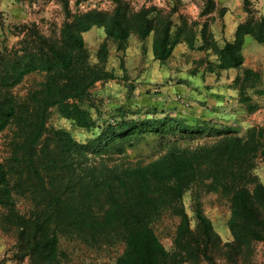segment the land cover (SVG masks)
I'll use <instances>...</instances> for the list:
<instances>
[{"label": "rangeland", "instance_id": "rangeland-1", "mask_svg": "<svg viewBox=\"0 0 264 264\" xmlns=\"http://www.w3.org/2000/svg\"><path fill=\"white\" fill-rule=\"evenodd\" d=\"M117 1L0 0V59L21 50V41L34 39V31L59 39L63 26L78 24V17H109ZM121 1L129 31L124 42L107 36L104 16L93 14L79 25L100 23L81 35L88 64L103 74L83 98L69 103L81 114L65 106L46 110L43 136L34 143V168L21 148L32 130L25 117L38 112L35 96L47 75L32 72L9 89L23 118L0 133V164L9 173L6 188L13 202L0 206V264H119L129 230L137 228L133 208L139 204L146 205L151 228L172 256L170 264H182L176 244L179 203L164 192L168 174L185 158L197 170L182 197L191 227L196 229L199 212L220 241L208 254L217 264H233L227 249L233 241L229 189L264 185V157L252 150L264 128V43L256 40L259 29L264 37V0H242L234 36L225 19L230 0ZM140 17L155 30L163 19L172 22L175 46L167 60L154 56L155 31L145 37L136 32L143 25ZM228 44L239 49L243 65L226 68ZM222 129L247 143L232 159L246 180L229 181L228 175L218 180L212 173L230 171L231 162L214 158L231 144L216 136ZM22 220L45 226L51 241L46 251L26 245L18 229ZM240 255L235 264H264V244Z\"/></svg>", "mask_w": 264, "mask_h": 264}, {"label": "trees", "instance_id": "trees-1", "mask_svg": "<svg viewBox=\"0 0 264 264\" xmlns=\"http://www.w3.org/2000/svg\"><path fill=\"white\" fill-rule=\"evenodd\" d=\"M121 2V0L117 1V10L109 17L101 13H91L78 17V24L66 23L61 30V38L59 39L46 37L40 32L34 31V39L21 41V50H12L9 55L0 59L2 70L5 71L4 76L0 75V133L12 123H17L23 118L21 115L22 108L10 94L9 89L19 84L23 76L32 72L47 75L42 91L35 96L39 103L38 112L28 118L25 117L27 123L30 122L29 126L32 130L30 131L31 136H27L24 146L21 148L27 152L29 167L34 168L37 165V152H34L36 148L34 143L43 136L46 110L55 106H65V108L74 110L77 115L81 114L82 111L76 104L70 106L69 103L83 98L91 86L101 80L103 72L88 64L84 56V42L81 35L82 31L89 30L92 25L100 23L96 21L92 25L90 23L84 27L79 25L85 19H90L93 14L104 16L108 19L104 24L107 36L124 42L128 38L129 31L122 18V13L127 8H124ZM140 21H143V25L136 29L138 35L145 37L155 31L154 56L160 61L167 60L175 46L171 34L172 22L163 19L161 27L155 30L153 23L149 22L146 17H140ZM256 40L259 43H264L263 30L259 29ZM120 48L123 49L124 45L120 44ZM225 51L228 52V57H225L224 61L230 63L226 68L243 65L244 58L239 53V49L236 50L233 45L228 44ZM67 113L70 118L77 117L71 112ZM255 131L256 129L254 133ZM259 133V136L253 139L252 150L264 157V128H260ZM216 136L224 138V142L231 144L229 147H225L223 153L215 154L214 158L220 159L226 165L231 163L229 164V173H226L227 168L225 167H223L222 173L216 172L215 169L212 170L214 177L219 180L221 175H228L229 181H233V179L237 181L238 179L246 180V174L232 159L244 146H247V143H244V140L236 136V132L231 129L218 130ZM17 145L20 146L21 144L18 143ZM17 157V152H14V160ZM8 174L3 164H0V206L3 207L13 203L10 198L11 192L6 188L9 179ZM195 174H197V170L193 163L190 164L185 158L175 164L174 170L167 176V183L169 180V184L166 185L164 194L167 199H171L170 201L179 203L180 226L176 244L181 249L182 264H199L202 259L209 264H217L216 259L208 254V251L211 248L216 249L220 242L214 233L212 224L198 212V225L196 229H192L189 216L182 205V197L190 189ZM142 178L147 181L148 176L142 175ZM229 190L233 194L231 199L232 216L229 221L233 241L227 245V249L232 255V257L229 256L230 260L235 264L233 259L237 261L242 252L256 245L264 244V185L256 184L253 189H250L246 183L237 184L230 187ZM149 199L148 204H151L152 200L150 197ZM164 203H167V200ZM145 206L139 204L133 208L137 228L129 230L126 240L127 250L119 264H170L172 260V256L151 228ZM18 229L20 237L26 239V245L32 251L41 250L42 252L50 247L51 241L48 231L38 221L22 220L18 224Z\"/></svg>", "mask_w": 264, "mask_h": 264}, {"label": "crops", "instance_id": "crops-1", "mask_svg": "<svg viewBox=\"0 0 264 264\" xmlns=\"http://www.w3.org/2000/svg\"><path fill=\"white\" fill-rule=\"evenodd\" d=\"M226 15H225V19H226V23L228 25V29L230 30V35L234 36L235 34V20L236 18H238V16L234 15V14H242L243 10H242V0H230L228 1V3H226ZM239 22L241 20L238 19Z\"/></svg>", "mask_w": 264, "mask_h": 264}]
</instances>
